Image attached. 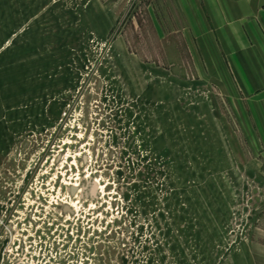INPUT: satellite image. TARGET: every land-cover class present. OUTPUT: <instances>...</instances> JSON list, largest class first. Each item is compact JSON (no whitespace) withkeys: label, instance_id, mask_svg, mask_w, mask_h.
Wrapping results in <instances>:
<instances>
[{"label":"rangeland","instance_id":"1","mask_svg":"<svg viewBox=\"0 0 264 264\" xmlns=\"http://www.w3.org/2000/svg\"><path fill=\"white\" fill-rule=\"evenodd\" d=\"M173 0H0V264H264V166Z\"/></svg>","mask_w":264,"mask_h":264},{"label":"crops","instance_id":"2","mask_svg":"<svg viewBox=\"0 0 264 264\" xmlns=\"http://www.w3.org/2000/svg\"><path fill=\"white\" fill-rule=\"evenodd\" d=\"M206 79L264 166V0H173Z\"/></svg>","mask_w":264,"mask_h":264}]
</instances>
